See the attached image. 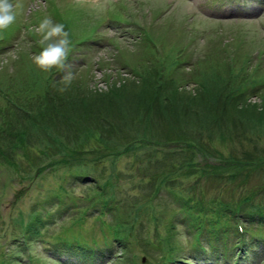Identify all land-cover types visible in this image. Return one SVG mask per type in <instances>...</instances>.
I'll use <instances>...</instances> for the list:
<instances>
[{
    "label": "trees",
    "instance_id": "trees-1",
    "mask_svg": "<svg viewBox=\"0 0 264 264\" xmlns=\"http://www.w3.org/2000/svg\"><path fill=\"white\" fill-rule=\"evenodd\" d=\"M70 24L71 21L69 26ZM25 79L22 85L18 84L17 89L19 92L24 90L31 92L30 99L13 101L12 108L5 111L6 119L0 127L2 165L5 164L15 172L19 171L21 165L13 161L14 155L33 148L35 156L32 155L28 164L22 166L25 175L31 174L34 177L33 172L36 173L37 168L40 169L38 163H42L39 159L41 157L52 160V163L58 162L59 167L68 168L71 163L92 156L88 162L97 167L108 160L115 164L121 157L120 153H134L136 158L139 155L143 156V162H146L151 172L138 168L137 171L142 175V179L134 182V179L129 178L132 182L129 190L122 191V188H119L117 190L120 192L119 195H115L106 192V186L102 189L97 181L93 184L94 189H98L103 202L112 212L114 222L119 224V228L125 230L135 228L121 217V210L129 209L132 212V221L137 222L138 228L144 233L147 232L149 221L154 222L155 239L161 245L170 242L167 230L164 228L169 225L171 240L178 233L177 225L187 224L192 230L195 229L198 235H202L204 231L212 232L213 236L219 235L226 243L230 241L229 237L238 239L242 234L247 235L254 226L259 228V232L264 229L263 202L254 204V201L263 195L264 189L252 193L246 188V183L236 182V177L240 174L246 177L254 173L264 175V156L261 157L264 151L256 149L259 148L260 142H263L264 132L254 130L251 132L246 126L245 117H250L252 120L262 119L263 121L257 123L264 127V106L260 109L256 104L249 103L238 110L239 106L236 105L239 104L237 100L241 104L246 103L247 88L245 93L240 95L237 86L234 87L228 82L225 85L216 84L220 79L215 77L204 78L200 84V93L195 99L198 105L205 108V114L198 112L197 104L194 106L195 111L191 115L193 122L197 121V128L208 134L209 139H213V134L218 132L221 133V141L223 138L226 140L232 138L243 146L241 154L236 156V159L229 158L212 163L206 159L202 162H195L192 159L191 149L195 151L192 154L199 153L202 138L199 142L181 134L180 130L177 131L183 122L182 119L177 120L174 117L178 112L177 109L182 106L177 97L179 92L175 87L170 86L169 89L164 80L153 81L146 87L135 84V90L129 87L128 95L138 100L130 105L133 107V113L130 114L131 123L127 125V114L122 119L114 114L112 125L109 123V115L102 125L106 128L117 127V130L107 132L115 141L120 133L134 140L125 146L119 145L113 151L106 148L105 154L93 157L94 149L88 148L92 142H100L101 137L88 135L86 131L90 132L89 122L93 114L102 109L103 104H107L113 113L116 112L114 108L118 102L117 98L120 93L123 95L125 92L114 85L115 89L112 88L106 93H92L88 87L87 77L72 81L63 92L59 89L64 85L51 76H45L42 83L36 78V74L26 76ZM222 79V82L226 81ZM25 85L27 88L23 89ZM123 85V89H126L125 84ZM230 86L234 87L233 91L229 89ZM243 89L241 87L239 90ZM145 94L147 96H144ZM119 106L123 108V103L119 102ZM204 108L201 110L203 111ZM124 109L126 110V107ZM135 111L136 115H134ZM236 111L238 116L232 119ZM189 115L183 118L188 120ZM73 121L80 122L81 126H74ZM166 123L168 125H165ZM164 126L172 128L163 131ZM245 128L248 129L244 133ZM130 129H136L135 134H132ZM93 132L91 129V133ZM173 135H177L175 140L172 139ZM245 135L255 150L251 151L242 144V142L247 143L243 139ZM42 136L44 141L39 147ZM170 144H178V146L171 148ZM205 150L220 153L209 145H206ZM25 157L28 159V156ZM257 157L260 160H257ZM152 167L161 169L162 172L155 171ZM122 180L120 172L111 186L120 184ZM146 181L148 186L144 188L142 185ZM209 192L213 194L209 195ZM162 202L166 205L173 202L176 206V209L170 212V219H165V216L161 219L158 215ZM34 209L27 221L24 218L19 220L21 227L30 235L38 234L40 229L46 226L48 220H45L44 216L53 217L49 208ZM166 220L169 221L166 223ZM239 225L242 226V232L239 230ZM117 233L119 235V232ZM116 241L121 249H126L128 243L126 238H116ZM137 241H140L138 237ZM151 246L157 245L153 243ZM141 247L147 248L148 245ZM119 260H125L124 256H119Z\"/></svg>",
    "mask_w": 264,
    "mask_h": 264
},
{
    "label": "rangeland",
    "instance_id": "rangeland-1",
    "mask_svg": "<svg viewBox=\"0 0 264 264\" xmlns=\"http://www.w3.org/2000/svg\"><path fill=\"white\" fill-rule=\"evenodd\" d=\"M108 1L113 4L115 3V0ZM51 2L58 6L62 11H65V9L68 10L66 12L68 15L72 16L67 17L71 21V30L76 25V20L73 18L74 14H81L85 9L89 14L93 13L98 15L102 11V5L104 4L106 9L108 5V2H104L102 5H98L99 7H95L93 11L89 6L95 4V0H90L88 4L82 3L81 5H83V7L74 6L75 4H79L76 0H53ZM122 2L126 7H128L127 11L130 12V16H140V22H143V25L139 26H143L142 28L145 29L154 28L153 30L151 29L152 36L154 37L155 42L157 41V43L160 44V47L159 49L156 47L155 52L152 54L149 50L147 51V47L141 40L135 41L134 39H136V37L130 38L128 33L131 26L111 20L107 23V25L103 22V26H101V28L98 27L95 29V32L97 33L100 31L96 37L98 43H91L95 49L90 51L92 54L91 57H86L88 59L86 64L68 62V64L72 66V69L69 70L75 71L76 73L74 80L83 79L87 74H89L87 76V83H89L88 86L92 93L108 92V90L112 88L115 89L114 85L116 87H120L123 90L122 92H125L123 95L120 93V96L117 98L118 102H116L114 108L117 113L115 111L113 113V110L109 109L107 104H103L102 109L94 113L91 122H89L90 132L86 131L88 135L101 137L100 142H92V147L90 144V147L88 148L94 149V152L92 153L93 157L105 154L106 148L113 151L114 149H117L119 145L123 144V146H125L134 140L128 136L125 137L122 133H120L115 141V139L110 137L107 132L117 130V127L106 128L102 125V122L106 121V118L109 115V123L112 125L115 119L114 114L121 119L127 114V125L131 123L132 116L130 114L133 113V107H130V105L138 100H136L134 96L128 95L130 92L129 87L134 89L135 84H137V86L138 84H142L145 87L150 85L149 79L151 78L152 73H146L145 76H143L142 73L145 69L150 67V65L154 64L160 69V77L162 80H166L169 77H176L177 86L183 87V89H181L177 94L182 106L179 109L176 108L178 112L175 113L174 117L183 120L180 124L181 128L177 131L180 130L181 134L188 136V138L190 136L196 141H199V139L202 138V144H199L201 151L199 153L192 154L195 151L191 149L190 153L192 159L195 162H201L204 159L211 162H217L229 158L236 159V156L241 154L243 146H240V144L236 143L235 139L232 138L228 140L223 138V141H221V133L218 132L213 134V139H209L208 134L197 128V121L193 122L191 113L195 111L194 106L197 104L196 106L199 108L198 112L200 114H205V108L198 105V101L195 99V96H198L200 93L198 84L199 81H201L200 79L215 77L220 79L221 84H227L228 82L232 85L236 83V75L233 78L229 76V58H239L236 62V71H238L237 75H240V72L243 70L240 68L245 64L247 65V63L241 59L247 54L250 55L254 53L255 56L258 55V49L264 50V29L261 26L262 22H264L263 13L258 8L250 5L246 6V8L249 7V9L241 10L236 3L227 2L225 0H122ZM14 3L17 7L15 9L16 21L12 25V31H15L14 33L16 35V39L19 37L22 39V36L26 35L25 31L20 28L22 27L21 20H28V16H31L35 10H46L45 6L51 5L49 0H14ZM216 9L218 15H216ZM122 13L123 11L121 10L117 13V15L122 16ZM45 16L51 17L45 13L41 16V18H39L40 21ZM123 17H126V12L123 13ZM151 17L154 22L150 20ZM218 20L221 21L219 22ZM95 21L97 22L98 19L95 18ZM27 26L30 28L31 32H34L35 37L32 41L26 37L27 41H23L24 43L22 44L26 47L23 51L18 53L17 51L15 52L16 48L8 49L9 47H7L0 53V59H2L0 61V68L2 65L5 66L3 70H0V72L3 71V73L0 74V80H3V82H5V80H9V82L15 81L16 79L12 77L18 73H20L21 76H28L30 74L29 68L31 65L35 67L39 73L43 72L48 75L50 73L49 71H44L38 68L32 60V56L37 53L36 50H40L39 40L41 39V36L37 33V27L33 25L32 22H30ZM110 33L112 35L111 39H109L108 36ZM145 36H147V33H145ZM182 39L184 43H187L186 47H192L190 57L193 56L194 59L189 65H186L187 62L182 63L184 58L181 57V55L184 52L179 50V48H183V46L180 47V41ZM176 40H178L176 47L171 48L172 44L170 43ZM36 43L38 45L37 47H34V44ZM116 45L121 47L123 51V53L121 52V57L119 52L115 49ZM33 48H35V50ZM22 54L26 55L27 58L25 56L23 57ZM7 61L9 63L5 65ZM12 62L19 63H14V66H10L12 65ZM262 73H264V69L262 70ZM62 74H64V72H62ZM246 74H250L249 76L251 77L254 72L248 71ZM91 78L92 81L90 80ZM222 78L226 79V81L222 82ZM244 81L246 82V80H242V82ZM123 84H125L126 89H123ZM144 96H147V94ZM0 97L4 100L5 105L6 99L3 97L1 90ZM246 99L247 101L245 104L244 102L241 104V102L237 100V102H239V104H236L239 106L237 107L238 110L242 107H246L245 105L249 103L252 105L256 104L260 109L262 108L261 106H264L263 95H251V97L249 96V98ZM119 102L123 103V108L119 106ZM125 107L126 110L124 109ZM201 108H204V110L202 111ZM119 112H121V114H118ZM237 114V111L236 113L234 112L232 119H235L238 116ZM134 115H136V111ZM188 115L189 119L185 120L183 116L187 117ZM245 117L247 119L246 126L250 128L251 132H253L252 130L264 132V127L257 123L263 121L262 119L252 120L250 117ZM72 124L76 127L81 126L80 122L77 121H73ZM165 125L168 124L166 123ZM171 128L172 127L165 128L164 126L162 130L164 131V129L166 130ZM248 128L244 129V133ZM91 129H93V133H91ZM129 131L132 134H135L136 129H130ZM233 135L235 134L233 133ZM176 136L177 135H173L172 139L175 140ZM239 139H241V137ZM243 139L247 142H242L244 146H247L251 151L255 150L249 141H247L246 135L245 137L243 136ZM262 139L263 142H260L259 148H256L258 151H264V136H262ZM206 145L216 148L220 153L207 152L205 150ZM31 151L34 152V149L32 148ZM262 156H264V153L261 157ZM18 158L21 159L20 156H18ZM143 160L142 155H139L136 160L134 153H129L119 158L115 164L106 162L105 165L96 167L94 164L84 161L82 164L78 165L84 167L83 172L88 176L90 175L93 179L95 177L102 189H104L103 186H106V192L119 195L120 192L117 191L119 188H122V191L129 190L131 188L132 182L129 178L134 179V182L142 179V175L137 171L138 168L147 169V172H151V170H148V167ZM257 160H260V158L257 157ZM41 161L42 163H38V166L40 167L39 172L42 176L36 178H33L31 174L26 176L28 177L27 181H31L29 184L33 187V191L29 192L21 202L16 204L15 207H12L10 204L14 192L21 187L20 181H18L15 174V177L10 175L8 170L9 168L6 167V165H0V204L2 203V207L0 209V220H6L7 223L5 228L8 229L7 233L13 237H15V235L19 232V229L14 228L12 225L8 228L9 219L11 218L13 221L19 220L21 214L26 217L30 213L31 207L36 201L46 198L49 193L54 192L52 191L53 189L59 190V187H61L64 183V177L67 174L65 171H58L56 173L48 172L47 167L43 166L51 160L45 162L41 159ZM152 169L154 168L152 167ZM154 170L162 172L161 169ZM19 172L23 175L22 169H20ZM120 172L123 178L122 182L120 184L115 182L116 185L112 187L111 184L116 181ZM60 176H62V178H60ZM236 178L237 183H246V188H248L252 193L255 190L264 189V175L254 173L246 177V175L240 174L237 175ZM142 186L147 188L148 181H146ZM80 191L81 190L79 189L77 192ZM208 194L212 195L213 192H209ZM77 195L80 196L81 194L78 193ZM93 196H96V194H93ZM86 197H88V195ZM263 199L264 193L257 199V201H254V204H258L262 201V205L264 206ZM95 203L106 213L108 224H111L110 226L113 228V215L107 211L101 199L95 200ZM93 205L94 204L90 202V206H88V212L90 215L85 221L80 220L77 218L78 216L73 215V217L66 218L63 223L59 224L63 226V237L70 238L72 240L75 238H81L83 243L103 244L105 242L104 239L100 238V234L98 232L101 221L98 220L99 217L94 212ZM69 206H71V204L66 207H62V209H66ZM159 209L160 211H158V215H160V212L162 211L166 216L165 206L161 204ZM56 211L62 212L65 210ZM121 217L135 227L134 229L126 230V234L122 232L121 234L128 235L129 233L130 235H135L138 225L137 222L132 221L131 210L122 209ZM59 225L50 229V234H52V236L59 231ZM153 228L154 222L149 221L147 231L148 240L150 241L155 238ZM255 231L261 236H264V229H262L261 232H259L258 229H255ZM117 232L118 230H115L114 228L109 229L107 232L108 239L111 240L113 246L115 245L114 234ZM185 237L186 240L184 241L178 240L180 242L179 249L183 250L182 257L189 258L192 256L190 253L192 239L191 237L188 239L186 235ZM44 239L45 241L43 243L33 241L30 245L31 256L34 261L28 264H63L61 262L56 263L59 261V255L54 256V253L56 252L55 246L57 240L53 237L51 238L50 235H45ZM157 244V247L161 246L160 242ZM170 244L174 248L175 243L170 241ZM204 245L208 248V244L205 243ZM207 250L210 252L211 248L209 247ZM170 251L171 247L168 243H166L163 248V252L162 250L155 251L151 249L148 253H142L137 247L136 251H134L135 257L137 258L135 261H137V264H164V254L167 255ZM21 253H23L21 258L24 260L27 254L25 250H21ZM61 253H65L64 250H62ZM193 262V264L197 263V261ZM107 264H120V262L110 260ZM122 264H132V262L125 263L124 261ZM242 264H264L262 249L259 248L256 250V253H250Z\"/></svg>",
    "mask_w": 264,
    "mask_h": 264
},
{
    "label": "clouds",
    "instance_id": "clouds-1",
    "mask_svg": "<svg viewBox=\"0 0 264 264\" xmlns=\"http://www.w3.org/2000/svg\"><path fill=\"white\" fill-rule=\"evenodd\" d=\"M17 5L14 0H0V32L9 28L16 21ZM40 34V51L32 56L35 65L49 71L53 68L64 72L60 82L64 85L59 90L65 91L75 78L73 71H66L68 67V55L71 47V39L68 31L62 23H57L49 16H45L37 27ZM177 231L181 233L179 240H186L183 234V225H177Z\"/></svg>",
    "mask_w": 264,
    "mask_h": 264
}]
</instances>
